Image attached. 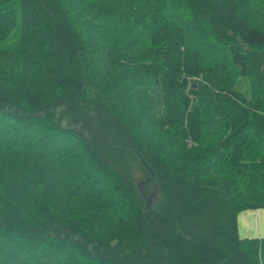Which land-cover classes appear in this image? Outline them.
I'll return each instance as SVG.
<instances>
[{
	"label": "trees",
	"instance_id": "obj_1",
	"mask_svg": "<svg viewBox=\"0 0 264 264\" xmlns=\"http://www.w3.org/2000/svg\"><path fill=\"white\" fill-rule=\"evenodd\" d=\"M260 208L264 0H0V264H264Z\"/></svg>",
	"mask_w": 264,
	"mask_h": 264
},
{
	"label": "rangeland",
	"instance_id": "obj_2",
	"mask_svg": "<svg viewBox=\"0 0 264 264\" xmlns=\"http://www.w3.org/2000/svg\"><path fill=\"white\" fill-rule=\"evenodd\" d=\"M250 84H251V81L248 76L239 74L235 78L234 87L236 90L241 92L246 98H250ZM142 181H145V183L147 182L146 179H142ZM154 191H157V190H154ZM154 191H151L150 194L149 192L146 194L151 195ZM247 212L250 214L251 216L250 218ZM244 214H245V220L243 223H244L245 229H243L241 218H239V222H238L239 231L241 232L240 235L244 236L243 234H249L250 236L263 237L264 236V208L249 209ZM256 215H259V219H255ZM257 225H259V228L251 229L252 227H256ZM245 232H248V233H245Z\"/></svg>",
	"mask_w": 264,
	"mask_h": 264
},
{
	"label": "water",
	"instance_id": "obj_3",
	"mask_svg": "<svg viewBox=\"0 0 264 264\" xmlns=\"http://www.w3.org/2000/svg\"><path fill=\"white\" fill-rule=\"evenodd\" d=\"M193 85H195V82H193ZM144 184H145V181L141 180L138 182L139 190H140L142 196L144 197V199L146 201L147 207H149L151 205V203L154 201L157 191H154L151 195H147L145 193V189H144L145 185Z\"/></svg>",
	"mask_w": 264,
	"mask_h": 264
},
{
	"label": "crops",
	"instance_id": "obj_4",
	"mask_svg": "<svg viewBox=\"0 0 264 264\" xmlns=\"http://www.w3.org/2000/svg\"><path fill=\"white\" fill-rule=\"evenodd\" d=\"M247 210H245V211H242V212H240L239 213V215H238V222H239V218H241L242 219V224H243V229H245V227H244V220H245V212H246ZM249 212V211H248ZM247 212V214H248V216H249V218L251 217L250 216V214ZM255 219H259V215H256V218ZM254 228H259V225H257L256 227H252L251 229H254ZM238 230H239V226H238ZM239 233H241L240 231H239ZM244 233V232H243ZM245 233H248V232H245ZM244 236H250L249 234H243ZM256 237H259V236H256Z\"/></svg>",
	"mask_w": 264,
	"mask_h": 264
},
{
	"label": "bare ground",
	"instance_id": "obj_5",
	"mask_svg": "<svg viewBox=\"0 0 264 264\" xmlns=\"http://www.w3.org/2000/svg\"><path fill=\"white\" fill-rule=\"evenodd\" d=\"M137 186H138V184H137ZM139 187V186H138Z\"/></svg>",
	"mask_w": 264,
	"mask_h": 264
}]
</instances>
